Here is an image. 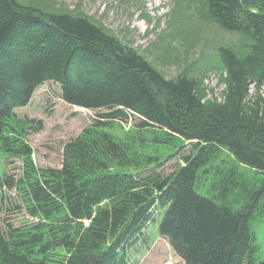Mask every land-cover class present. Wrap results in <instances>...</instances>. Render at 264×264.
Returning a JSON list of instances; mask_svg holds the SVG:
<instances>
[{
	"label": "trees",
	"instance_id": "trees-1",
	"mask_svg": "<svg viewBox=\"0 0 264 264\" xmlns=\"http://www.w3.org/2000/svg\"><path fill=\"white\" fill-rule=\"evenodd\" d=\"M205 5L247 38L243 51L216 49L220 102H201L193 78H164L86 16L0 0V154L19 161L0 179V214L29 217L0 215V264H127L156 209L184 264H264V0ZM46 82L63 102L104 111L63 145L59 168L35 166L26 138L40 123L13 111Z\"/></svg>",
	"mask_w": 264,
	"mask_h": 264
},
{
	"label": "rangeland",
	"instance_id": "rangeland-1",
	"mask_svg": "<svg viewBox=\"0 0 264 264\" xmlns=\"http://www.w3.org/2000/svg\"><path fill=\"white\" fill-rule=\"evenodd\" d=\"M15 1L46 12L86 16L135 50L164 78L174 79L182 74L193 78L197 82V96L205 103L220 102L226 89V75L216 57L217 47L224 45L243 51L247 42L242 33L221 29L208 15L205 0ZM250 93L253 94L252 88ZM13 111L17 117L40 123V129L31 130L26 138L38 168H59L63 145L104 112L63 102L60 87L53 82L39 86L27 105L15 107ZM133 123L130 119L129 124ZM173 164L174 160L168 162L163 172H170ZM18 166V160L6 159L0 154V179L4 173L8 176L16 174ZM9 193L6 191L7 195ZM11 193L15 197V192ZM161 212L162 209L154 210L146 226L130 239L125 249L127 264H184L157 232L159 221H156ZM0 215L2 219L8 217L13 224H18L24 217L29 218L14 208L8 212L3 210ZM257 236L264 245L263 226L257 229Z\"/></svg>",
	"mask_w": 264,
	"mask_h": 264
},
{
	"label": "bare ground",
	"instance_id": "bare-ground-1",
	"mask_svg": "<svg viewBox=\"0 0 264 264\" xmlns=\"http://www.w3.org/2000/svg\"><path fill=\"white\" fill-rule=\"evenodd\" d=\"M11 127V126H10ZM1 142V141H0Z\"/></svg>",
	"mask_w": 264,
	"mask_h": 264
}]
</instances>
